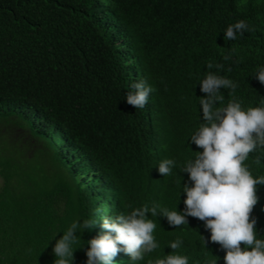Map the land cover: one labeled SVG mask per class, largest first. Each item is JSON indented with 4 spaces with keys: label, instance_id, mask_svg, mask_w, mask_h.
Segmentation results:
<instances>
[{
    "label": "trees",
    "instance_id": "obj_1",
    "mask_svg": "<svg viewBox=\"0 0 264 264\" xmlns=\"http://www.w3.org/2000/svg\"><path fill=\"white\" fill-rule=\"evenodd\" d=\"M239 21L248 30L224 39ZM261 69L264 0H0V264H55L52 248L69 227L99 220L70 245L73 264H86L104 216L144 206L182 214L183 185L192 186L183 169L203 151L189 148L206 123L200 82L213 74L236 85L216 93L223 99L214 109L264 108ZM141 80L154 91L135 109L126 96ZM253 153L243 166L259 179L264 146ZM164 160L175 162L167 176L158 172ZM256 195L251 217L262 240L264 185ZM145 219L156 225L157 247L137 261L120 252L114 264L169 255L224 264L226 250L210 241L204 221Z\"/></svg>",
    "mask_w": 264,
    "mask_h": 264
},
{
    "label": "clouds",
    "instance_id": "obj_2",
    "mask_svg": "<svg viewBox=\"0 0 264 264\" xmlns=\"http://www.w3.org/2000/svg\"><path fill=\"white\" fill-rule=\"evenodd\" d=\"M247 30L248 25L239 21L227 28L224 39L235 40L238 34L243 35ZM229 58L224 57L225 60ZM188 65L192 71L198 65L200 67V63L197 67L196 64ZM207 67L212 68V64ZM255 78L264 84V69L257 72ZM200 85L199 90L207 95L200 100L198 112L206 123L202 121L198 125L201 128L192 136L193 145L189 148L192 154L197 147L203 151L183 169L192 182L191 187L188 183L183 185L186 193L183 213L166 209L158 213V206L150 209L144 206L130 215L104 216L100 224L104 234L89 240L86 264H114V257L120 252L127 254L131 261H137L143 259L142 253L152 252L157 247L152 235L156 225L145 219L149 212L152 216L166 217L168 223L176 227L184 224L187 216L204 221L206 229L211 231L210 241L226 250L224 264H264V239L256 238V220L251 217L258 199L256 186L264 185V177L254 179L243 166L248 154L253 153L258 144L264 146V108L253 107L243 111L239 103L232 102L214 109L213 106L223 99L216 93L222 87L234 90L236 85L213 74L207 75ZM131 87L135 92L127 94L126 102L135 109H143L154 89L143 80ZM174 163L173 160H164L159 163L158 172L167 176ZM98 221L74 222L52 248L54 255L60 258L55 264H73L74 250L70 245L77 238L75 233L79 229L92 230ZM241 244L245 247L241 248ZM180 245L181 241L177 240L169 246L176 250ZM156 264H188V259L169 255L166 259L157 260ZM207 264L215 263L209 261Z\"/></svg>",
    "mask_w": 264,
    "mask_h": 264
},
{
    "label": "rangeland",
    "instance_id": "obj_3",
    "mask_svg": "<svg viewBox=\"0 0 264 264\" xmlns=\"http://www.w3.org/2000/svg\"><path fill=\"white\" fill-rule=\"evenodd\" d=\"M38 160H41V159H43L42 157L41 158H37ZM43 163V162H42Z\"/></svg>",
    "mask_w": 264,
    "mask_h": 264
}]
</instances>
